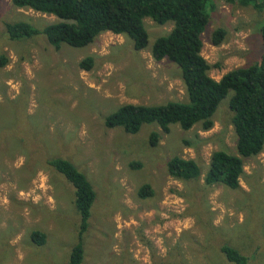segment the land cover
I'll return each instance as SVG.
<instances>
[{
	"label": "rangeland",
	"instance_id": "374dc122",
	"mask_svg": "<svg viewBox=\"0 0 264 264\" xmlns=\"http://www.w3.org/2000/svg\"><path fill=\"white\" fill-rule=\"evenodd\" d=\"M260 20L250 5L215 0L201 35L210 76L218 80L257 61ZM14 21L41 29L56 18L0 0V56L7 59L0 66V109L25 96V111L44 129L53 153L70 160L91 182L95 199L83 233L82 264H230L220 252L224 244L249 251L259 247L255 264H264V148L243 158L238 189L204 183L214 151L237 154L228 98L209 130L199 124L184 130L175 123L164 131L153 122L129 133L104 125L107 115L127 103L187 101L178 66L151 55L154 40L171 23L145 18L143 49L110 31L83 47L62 43L55 49L43 34L9 39L5 23ZM217 27L225 36L213 45ZM87 56L93 58L89 70L79 66ZM5 149L0 143V264H66L81 226L71 184L49 167L28 166L21 150ZM176 155L196 161L197 179L167 173L166 162ZM143 184L153 194L142 199ZM32 231L43 232L45 243L36 245Z\"/></svg>",
	"mask_w": 264,
	"mask_h": 264
},
{
	"label": "trees",
	"instance_id": "16d2710c",
	"mask_svg": "<svg viewBox=\"0 0 264 264\" xmlns=\"http://www.w3.org/2000/svg\"><path fill=\"white\" fill-rule=\"evenodd\" d=\"M223 1L250 5L261 14L258 38L262 51L255 63L232 68L218 80L210 76L211 66L201 54V35L209 22L210 13L215 9V0H11L18 8L52 15L56 21L41 29L25 21L7 22L5 29L11 40L43 34L55 49H59L62 43L83 47L92 43L100 33L110 31L127 35L135 49H143L148 44L145 18L160 25L171 23V29L154 40L151 55L157 61L166 58L178 66L187 101H168L156 105L127 103L107 115L104 125L109 128L121 127L129 133L137 132L144 123L153 122L164 131L175 123L184 130L196 124L202 130H209L213 126L215 111L228 98L230 121L237 138V154L214 151L204 183L238 189L243 173V158L255 156L264 148V0ZM224 36L223 28H215L211 34L212 44L220 45ZM6 63V57L1 55L0 66ZM79 66L85 70L91 69L93 58H83ZM25 100V96L8 100L0 109V143L5 145L6 153L21 150L26 155L28 166L39 164L49 167L71 184L73 203L81 226L66 264H82L83 233L88 227L95 191L84 172L70 160L53 153L44 129L41 130L39 122L26 113ZM156 143L157 136L152 133L150 144ZM131 165L139 166L138 163ZM166 168L171 177L182 180L197 179L201 173L194 159L177 155L167 160ZM152 194L149 184H143L138 189V196L142 199ZM30 236L38 246L45 243L43 232L32 231ZM258 249L249 251L230 244L220 246L221 255L230 264H252L253 261L255 264L260 254Z\"/></svg>",
	"mask_w": 264,
	"mask_h": 264
}]
</instances>
